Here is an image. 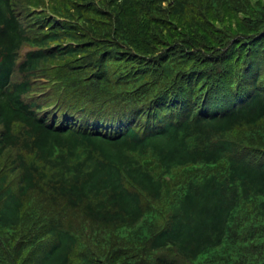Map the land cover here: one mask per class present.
I'll use <instances>...</instances> for the list:
<instances>
[{"label": "trees", "instance_id": "trees-1", "mask_svg": "<svg viewBox=\"0 0 264 264\" xmlns=\"http://www.w3.org/2000/svg\"><path fill=\"white\" fill-rule=\"evenodd\" d=\"M0 264H264V0H0Z\"/></svg>", "mask_w": 264, "mask_h": 264}, {"label": "rangeland", "instance_id": "rangeland-1", "mask_svg": "<svg viewBox=\"0 0 264 264\" xmlns=\"http://www.w3.org/2000/svg\"><path fill=\"white\" fill-rule=\"evenodd\" d=\"M24 52H21V54H23Z\"/></svg>", "mask_w": 264, "mask_h": 264}]
</instances>
